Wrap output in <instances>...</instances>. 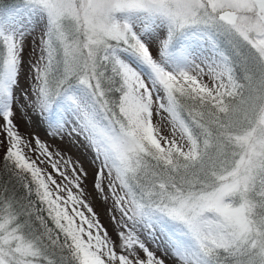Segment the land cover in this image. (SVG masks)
<instances>
[{
    "label": "snow or ice",
    "instance_id": "obj_1",
    "mask_svg": "<svg viewBox=\"0 0 264 264\" xmlns=\"http://www.w3.org/2000/svg\"><path fill=\"white\" fill-rule=\"evenodd\" d=\"M0 264H264V0H0Z\"/></svg>",
    "mask_w": 264,
    "mask_h": 264
},
{
    "label": "rangeland",
    "instance_id": "obj_2",
    "mask_svg": "<svg viewBox=\"0 0 264 264\" xmlns=\"http://www.w3.org/2000/svg\"><path fill=\"white\" fill-rule=\"evenodd\" d=\"M21 126L22 132L27 131H37V133L41 136L42 139H48L41 128H39L36 124H34L31 128L27 127L24 121H17ZM51 142V141H50ZM55 143L58 147L63 149L66 153L70 154L74 160H79L84 168L89 172V179L87 181V189L89 192L92 191V172H93V165L91 164V153L88 151L83 144L79 146H71L68 143H60V142H51ZM94 207L96 208L97 212L101 213V219L103 220L105 226L110 227L109 220L107 216L103 214L102 206L99 202L94 203ZM111 230V229H110Z\"/></svg>",
    "mask_w": 264,
    "mask_h": 264
}]
</instances>
